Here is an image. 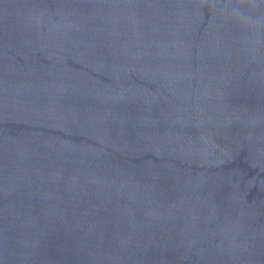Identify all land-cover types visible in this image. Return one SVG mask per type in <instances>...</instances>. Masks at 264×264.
<instances>
[{"label":"water","instance_id":"water-1","mask_svg":"<svg viewBox=\"0 0 264 264\" xmlns=\"http://www.w3.org/2000/svg\"><path fill=\"white\" fill-rule=\"evenodd\" d=\"M0 264H264V0H0Z\"/></svg>","mask_w":264,"mask_h":264}]
</instances>
